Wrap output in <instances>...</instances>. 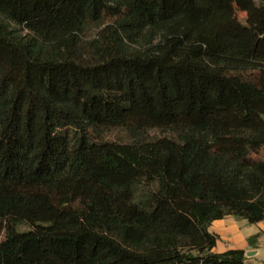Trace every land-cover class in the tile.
Returning a JSON list of instances; mask_svg holds the SVG:
<instances>
[{
    "label": "trees",
    "instance_id": "1",
    "mask_svg": "<svg viewBox=\"0 0 264 264\" xmlns=\"http://www.w3.org/2000/svg\"><path fill=\"white\" fill-rule=\"evenodd\" d=\"M226 215L264 219V0H0V264H244Z\"/></svg>",
    "mask_w": 264,
    "mask_h": 264
},
{
    "label": "crops",
    "instance_id": "2",
    "mask_svg": "<svg viewBox=\"0 0 264 264\" xmlns=\"http://www.w3.org/2000/svg\"><path fill=\"white\" fill-rule=\"evenodd\" d=\"M209 230L219 236L213 251L243 249L245 252L244 264H264V219L256 223H249L246 219L226 215L212 221ZM255 234L256 238L250 241L249 237ZM247 252L249 255H246Z\"/></svg>",
    "mask_w": 264,
    "mask_h": 264
},
{
    "label": "rangeland",
    "instance_id": "3",
    "mask_svg": "<svg viewBox=\"0 0 264 264\" xmlns=\"http://www.w3.org/2000/svg\"><path fill=\"white\" fill-rule=\"evenodd\" d=\"M116 17L117 14H114L112 16H108L107 19H111L112 17ZM234 20L237 24H245L246 23V14L243 11H239V10H235L234 12ZM151 136L155 137V136H161L162 133L159 132L158 130H152L149 132ZM105 138L108 140H113V141H117V142H123V141H127L128 137L126 132L123 129H113L109 132L106 133Z\"/></svg>",
    "mask_w": 264,
    "mask_h": 264
},
{
    "label": "water",
    "instance_id": "4",
    "mask_svg": "<svg viewBox=\"0 0 264 264\" xmlns=\"http://www.w3.org/2000/svg\"><path fill=\"white\" fill-rule=\"evenodd\" d=\"M246 255H249V252H247Z\"/></svg>",
    "mask_w": 264,
    "mask_h": 264
}]
</instances>
